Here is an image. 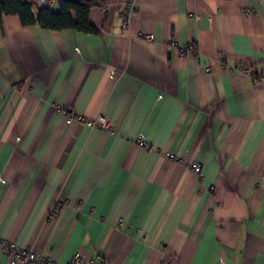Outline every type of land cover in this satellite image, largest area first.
<instances>
[{
    "label": "crops",
    "instance_id": "1",
    "mask_svg": "<svg viewBox=\"0 0 264 264\" xmlns=\"http://www.w3.org/2000/svg\"><path fill=\"white\" fill-rule=\"evenodd\" d=\"M87 17L90 33L0 17V239L57 264H264V0Z\"/></svg>",
    "mask_w": 264,
    "mask_h": 264
},
{
    "label": "built area",
    "instance_id": "2",
    "mask_svg": "<svg viewBox=\"0 0 264 264\" xmlns=\"http://www.w3.org/2000/svg\"><path fill=\"white\" fill-rule=\"evenodd\" d=\"M30 5V10L35 14L38 10L42 8H46L53 0H22ZM126 13L124 14L123 21L126 23L128 21V17L130 12L132 11V4L129 2L125 3ZM141 38L147 40H153L154 35L149 33H141ZM188 50H192L191 47H188ZM207 71H210V68L207 67ZM230 68L225 64L223 67V71H228ZM74 120L78 121H86V125L89 128L95 129L100 128L109 132V122L104 116H100L95 120H85L83 116H67L65 122L71 123ZM135 142L138 146L142 148H148L149 144L146 140H144L141 136H137L135 138ZM170 158H174L175 156L170 154ZM192 170L199 174L200 167L196 163L191 164ZM0 247L3 253L7 257L8 264H57L55 261L48 259L44 255H40L35 252L33 249L29 248H20L17 247L13 242H4L0 239ZM95 257L94 255H86V254H75L68 262L65 264H95Z\"/></svg>",
    "mask_w": 264,
    "mask_h": 264
},
{
    "label": "trees",
    "instance_id": "3",
    "mask_svg": "<svg viewBox=\"0 0 264 264\" xmlns=\"http://www.w3.org/2000/svg\"><path fill=\"white\" fill-rule=\"evenodd\" d=\"M61 11L51 12L48 7L38 10L37 15L30 10L29 3L22 0H0V17L2 14L17 15L23 25L38 23L47 29L75 28L83 32H93L94 28L89 24L88 11L94 5H105L110 0H58ZM77 16V22L71 20L69 11ZM1 23V22H0ZM1 25V24H0Z\"/></svg>",
    "mask_w": 264,
    "mask_h": 264
}]
</instances>
